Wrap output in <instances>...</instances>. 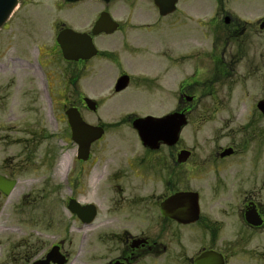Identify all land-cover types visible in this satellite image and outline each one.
I'll list each match as a JSON object with an SVG mask.
<instances>
[{
  "label": "flooded vegetation",
  "instance_id": "flooded-vegetation-1",
  "mask_svg": "<svg viewBox=\"0 0 264 264\" xmlns=\"http://www.w3.org/2000/svg\"><path fill=\"white\" fill-rule=\"evenodd\" d=\"M2 30L103 128L65 174L93 211L40 219L5 264H264V0H18ZM172 113L177 140L144 146L133 120Z\"/></svg>",
  "mask_w": 264,
  "mask_h": 264
},
{
  "label": "rangeland",
  "instance_id": "rangeland-1",
  "mask_svg": "<svg viewBox=\"0 0 264 264\" xmlns=\"http://www.w3.org/2000/svg\"><path fill=\"white\" fill-rule=\"evenodd\" d=\"M8 32L0 29V175L16 184L9 197L0 194V264L6 263L19 236H40V219L45 221L54 212L67 217L64 200L72 186L65 174L76 149L59 97L55 90L43 87L31 45L15 43ZM65 153L68 162L56 171ZM73 234L68 236L70 240ZM78 236L80 233L72 240L74 246Z\"/></svg>",
  "mask_w": 264,
  "mask_h": 264
},
{
  "label": "water",
  "instance_id": "water-1",
  "mask_svg": "<svg viewBox=\"0 0 264 264\" xmlns=\"http://www.w3.org/2000/svg\"><path fill=\"white\" fill-rule=\"evenodd\" d=\"M157 3H168L170 0H155ZM175 0H171L174 2ZM16 0H0V26L7 18L8 14L15 5ZM65 57L67 51L63 49ZM259 108L264 115V102L259 104ZM68 124L71 130V138L78 145L77 156L79 159H86L91 142L100 138L102 129L92 127L86 124L79 116L76 109H69L66 112ZM173 117L163 118H137L133 121V127L143 143L148 147H157L158 142L173 143L177 134L184 123V119L180 114H173ZM13 180L5 179L0 176V191L7 195L14 187ZM74 205H78L73 200L69 201L68 208L75 210ZM79 210V209H78ZM195 264H224L220 254L214 251H206L195 259Z\"/></svg>",
  "mask_w": 264,
  "mask_h": 264
},
{
  "label": "bare ground",
  "instance_id": "bare-ground-1",
  "mask_svg": "<svg viewBox=\"0 0 264 264\" xmlns=\"http://www.w3.org/2000/svg\"><path fill=\"white\" fill-rule=\"evenodd\" d=\"M67 162H68V157H67V154L65 153L60 158V161H59V164H58L56 171L63 169L65 167V164H67Z\"/></svg>",
  "mask_w": 264,
  "mask_h": 264
}]
</instances>
